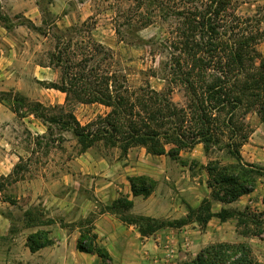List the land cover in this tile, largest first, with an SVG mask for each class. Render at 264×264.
Masks as SVG:
<instances>
[{"label":"rangeland","instance_id":"1","mask_svg":"<svg viewBox=\"0 0 264 264\" xmlns=\"http://www.w3.org/2000/svg\"><path fill=\"white\" fill-rule=\"evenodd\" d=\"M156 1L0 0V97L23 96L26 104L39 102L53 110V105H60L57 103L59 98L56 94L51 96L47 87L52 83L61 85L65 79V72L56 62L60 52H63L69 59L94 65L96 68L93 67V72L100 69L99 73L113 81L111 88L117 80L124 88L127 87L125 89H129V94H134V98L141 95L144 99L146 94L152 95V89L164 91L175 106L186 108L189 91L184 84L172 82L171 67L176 64L177 58L181 59L184 66H187V63L190 65V61L180 50L184 43H180L181 38L177 32L181 29L179 23L183 18H178L177 11L181 10V5L186 1L200 7L203 0H163L165 7L162 11ZM210 1L204 0V4L208 5ZM257 1L261 2L254 7ZM183 10L186 13L190 9L186 7ZM226 10V16L232 14L228 17L227 28L223 31L227 37V45L232 46L236 34L247 31L257 35L259 38L257 47L264 56V0H230V7ZM234 15L244 17L250 20V23H239ZM71 102L67 106L68 110L76 114L83 124L96 121L103 111V108L91 103ZM3 105L4 121L0 127L4 130L5 143L13 144L18 141L29 145L35 144L34 155L28 162H24L23 166H19L20 169L21 167L24 169L23 175L28 172V176L38 177L37 175L43 174L42 170L47 160L60 154V148H67L68 160L76 155L79 149L81 150L83 144L81 146L72 128L63 129L59 124L51 123L49 124L51 134L47 135L48 139H38L37 135L28 130L20 117L13 116V111L6 103ZM51 112L56 116L61 115L59 109ZM242 112L236 114L235 118L239 121ZM261 116L258 108L251 110L242 121L244 132H253ZM228 117L227 115L226 118ZM221 118H225L224 113L221 114ZM230 133L225 132L222 142L212 147L214 151L212 155L221 162L219 164L221 167L233 168L238 164L232 162V155L226 148V144L231 143ZM102 143L98 142L95 150L99 151V148L104 147ZM118 146L122 149L120 145ZM104 148L105 153L111 151L113 147ZM114 151L121 153L119 149ZM19 176L20 173L17 179L9 176L0 180L2 190L0 212L11 220L12 231L21 227L40 228L53 223V219L47 218V210L40 200L41 195H38L43 192L44 184L36 182L33 188H29L26 183L17 181ZM39 180L41 181L40 178ZM250 211L255 209L252 208ZM64 219L73 221L66 222L69 235L75 234L72 231L79 227V238L83 231L92 229L94 221L90 216L85 218L68 216ZM215 221L210 227L194 224L189 236L180 237L175 246L162 247L158 254H153V257L143 254L137 247L129 249V253L126 254L118 253V248L112 249L117 256L110 262H105L97 254H93L95 256H92V264H97L95 259H100L99 264H180L194 259L209 244L220 242L248 244L253 260L264 264V234L261 237L255 236L249 232L247 226L240 230L236 227L235 220L224 225L218 224L219 220ZM37 233L49 239L45 230L39 229L35 234ZM100 245L102 246L101 243ZM76 264L81 262L77 261Z\"/></svg>","mask_w":264,"mask_h":264},{"label":"trees","instance_id":"2","mask_svg":"<svg viewBox=\"0 0 264 264\" xmlns=\"http://www.w3.org/2000/svg\"><path fill=\"white\" fill-rule=\"evenodd\" d=\"M156 2L159 9L164 10L163 0ZM186 7L190 10L184 13L183 9ZM229 7L230 0H211L208 5L203 0L200 7L186 1L181 5V10L177 11L178 18H183L179 23L181 29L177 32L181 38L180 43H184L180 50L184 52L190 65L187 63L184 66L181 59L177 58L176 64L171 67L172 82L184 84L189 91L186 108L175 106L164 91L152 89V95L146 94L145 99L141 95L134 98V94H129V89H125L127 87L124 88L117 80L112 89L113 81L99 73L100 69L93 72L94 65L69 59L63 52H60L56 62L65 72V79L61 85L52 83L49 87L66 92L68 104L71 101L103 103L111 107L108 115L100 116L96 121L83 126L68 107L53 106V110L61 111V115L56 116L52 114L50 107L42 103L26 104L23 96L0 97V102L6 103L20 118L34 113L45 124L57 123L63 129L72 128L84 148L103 140L107 146L120 145L124 151L132 146L142 145L152 153L163 154L166 145L170 144V154L177 155L181 149L193 147L197 143H203L210 150L215 144L222 142L225 132H231V143L226 144V148L237 159L238 164L228 168L212 162L209 169L212 173L211 185L215 187V198L232 202L255 188L254 176L260 173L259 169L256 171L251 165L242 162L240 147L250 134L244 132L242 122L248 113L258 108L264 119V56L257 47V35L247 31L236 34L232 46L227 45V37L223 31L227 28L228 17L232 16L225 15L226 8ZM234 18L239 23L250 21L237 15ZM226 109L228 111L225 112ZM239 111H243L240 121L235 118ZM223 113L225 118L222 119ZM154 186V182L147 177L132 179L135 195H148ZM120 202L123 209L132 206V202L125 199ZM235 214L239 216V222L245 228L248 227L250 233L263 236L264 213H235L230 210L214 213L210 200H205L196 209L189 207L188 216L182 220L124 218L129 223L139 224L142 234L149 235L161 228H181L193 222L206 227L214 217L224 221ZM28 241L32 251L51 242L39 233L30 235ZM78 249L97 254L105 262L113 259L110 252L98 244L93 226L81 233ZM250 249L245 243H211L194 259L180 264H260L253 260Z\"/></svg>","mask_w":264,"mask_h":264},{"label":"crops","instance_id":"3","mask_svg":"<svg viewBox=\"0 0 264 264\" xmlns=\"http://www.w3.org/2000/svg\"><path fill=\"white\" fill-rule=\"evenodd\" d=\"M259 2L261 1H257L253 6H258ZM47 88L51 96L56 94L59 98L58 106H68L66 92L53 87ZM54 102L55 100L52 103ZM91 104L103 108L99 117H105L111 111V107L103 103ZM3 108L4 105L0 102V125L4 121ZM12 114L17 116L14 112ZM262 117L240 147L242 162L260 170V173L255 174V188L232 202L214 196L215 187L211 185L212 173L209 166L212 162L219 164L221 162L213 157V148L207 150L203 143L183 148L177 155H172L170 144L166 145L165 153L155 154L142 145L132 146L123 151L119 146H107L103 140H100L104 147H113L111 151L104 153V147L99 148V151L95 150L96 144L100 141L84 148L79 140L82 148L76 155L68 160L67 148H60L61 153L49 158L42 170L43 174L36 177L28 176L29 172L23 175L24 169L19 168L34 155L35 144L29 145L18 141L13 144L5 143L4 130L0 127V180L11 175L17 179L20 173L17 181L26 183L29 188H33L36 182H42L44 190L38 195H41L40 200L47 210V218L54 221L40 228L21 227L18 230L14 229L13 232L11 220L0 212V264H76L77 261L81 264H92V256L95 255L77 248L79 227L72 231L75 234L69 235L66 222L73 221L64 219L68 216L93 217L92 226L97 241L114 259L117 253L112 249L119 248L118 253L126 254L134 247L141 249L143 254L153 257V254H158L162 247L170 248L177 245L180 237L189 236L194 224H199L193 222L181 228L165 227L152 234L143 235L139 224L129 223L124 217L155 221L182 220L188 216L189 207L196 209L205 200H210L214 213L223 210L237 213L241 210L250 211L252 208L255 209L252 212L264 213V119ZM76 118L83 126L94 122L93 120L83 124L77 115ZM20 119L30 132L38 136V139H46L47 135L51 134L49 124H45L34 113H29ZM115 149H119L121 153L114 151ZM231 158L232 162H237L235 157L231 156ZM137 177H147L154 182L155 186L150 194H134L132 179ZM121 199L132 202V206L123 209ZM215 220H219L217 223L222 225L235 220L236 227L240 230L244 226L239 222L237 214L224 221L214 217L207 226L210 227L216 222ZM39 229L47 232L51 242L32 251L28 238ZM100 259H95V262L99 264Z\"/></svg>","mask_w":264,"mask_h":264}]
</instances>
